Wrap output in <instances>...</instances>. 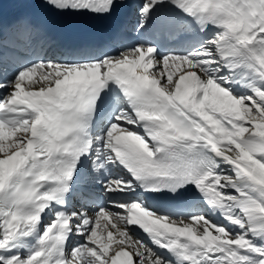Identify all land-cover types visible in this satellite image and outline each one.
I'll return each mask as SVG.
<instances>
[{
    "label": "snow or ice",
    "instance_id": "snow-or-ice-1",
    "mask_svg": "<svg viewBox=\"0 0 264 264\" xmlns=\"http://www.w3.org/2000/svg\"><path fill=\"white\" fill-rule=\"evenodd\" d=\"M23 2L10 39L0 17V264H264V0H139L115 51L49 27L121 0Z\"/></svg>",
    "mask_w": 264,
    "mask_h": 264
},
{
    "label": "bare ground",
    "instance_id": "bare-ground-1",
    "mask_svg": "<svg viewBox=\"0 0 264 264\" xmlns=\"http://www.w3.org/2000/svg\"><path fill=\"white\" fill-rule=\"evenodd\" d=\"M135 20H136V18H135Z\"/></svg>",
    "mask_w": 264,
    "mask_h": 264
}]
</instances>
